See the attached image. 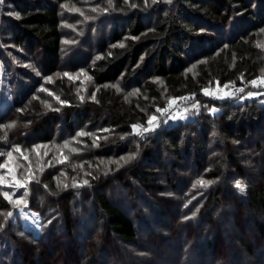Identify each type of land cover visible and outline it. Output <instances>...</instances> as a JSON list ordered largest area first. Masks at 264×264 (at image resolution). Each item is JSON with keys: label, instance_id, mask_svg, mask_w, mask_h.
Returning <instances> with one entry per match:
<instances>
[{"label": "trees", "instance_id": "16d2710c", "mask_svg": "<svg viewBox=\"0 0 264 264\" xmlns=\"http://www.w3.org/2000/svg\"><path fill=\"white\" fill-rule=\"evenodd\" d=\"M68 3L90 7L76 33L64 25L77 18ZM261 29L264 0H0V76L11 91L0 125L27 120L8 143L61 144L75 127L102 135L84 136L71 156L84 160L87 185L79 174L62 191L45 174L43 192L32 190L27 230L14 225L18 212L0 187V212L13 213L15 228L0 231V264H264V94L202 95L262 75ZM80 68L99 87L95 101L57 75ZM115 83L139 96L125 103L106 87ZM45 84L68 103L43 104ZM186 96L197 103L186 119L133 135L131 125L146 128L151 114L161 121L157 109ZM130 151L131 162L104 172Z\"/></svg>", "mask_w": 264, "mask_h": 264}, {"label": "rangeland", "instance_id": "374dc122", "mask_svg": "<svg viewBox=\"0 0 264 264\" xmlns=\"http://www.w3.org/2000/svg\"><path fill=\"white\" fill-rule=\"evenodd\" d=\"M63 8L64 10H68L70 13L72 12L77 15V18L72 20V22H68V21L64 22L65 27L67 26L66 29H70L71 27L69 26H72V28L75 29V33H76V30H79V27H81L82 23L88 21L89 18L91 17V16L85 17V15L87 14H85L84 12L90 7L87 5L85 6L84 4L83 6H80V5L74 6L73 4L68 3ZM94 9L98 10L100 9V7L95 6ZM103 9H105V7H103ZM104 12L105 11L103 10L101 13H104ZM81 13L85 15L83 16ZM82 16L84 17V19H82ZM64 41L67 43L71 42V40L68 37L65 38ZM260 44L261 45L259 47L264 48V38L260 41ZM81 58H84V57H81ZM58 73H59L57 74L58 76L61 77L62 75L66 79L67 84L74 88L73 90L74 94L78 95L80 99L81 97H83V99H81L82 102L96 100L97 90L99 87L95 84L93 78L90 75H88L85 71L79 72V69H75L73 71L61 70ZM65 73H70L71 76H66ZM45 77H50V79H45ZM45 77L43 78L45 83H53L55 81V76L48 75ZM262 77H264V72L259 78H262ZM259 78H256L258 80V83L256 85H252L250 83L251 80L247 82L243 81L242 82L243 84L230 85L227 88H225L224 86L218 85V83H216L214 86L207 88L212 93V95H208V96H213V94L218 93L220 91L229 93L232 90V88H235V87L244 89L241 95L239 96L241 97V100L251 98L255 95L264 94V83H260ZM7 83H8V79L0 76V109L1 110L6 108L10 101L9 97H10L11 91L9 90V85ZM106 87L110 89H117L119 94H121L122 100L125 103H128V102L130 103V101L137 99V97L139 96V92H137V89L133 86L126 88L119 83H115L113 85H107ZM249 92H253L255 93V95L249 97L248 96ZM202 95L204 96L206 94L204 93ZM41 96L43 99L42 100L43 104H46L47 106H49L51 105V103H55L56 104L55 106H57V108L62 105L64 106V104H61L59 100L56 99V97H59L60 100L67 101L62 96L59 90H57L53 86L50 87L49 84L48 86L47 84H45L44 91L41 94ZM93 96L95 97V99L92 98ZM194 98L189 99V103L187 104V107H186L188 111L186 114L184 113L183 115L188 116L190 113V110L194 108L193 105H197L196 101H194L195 100ZM33 101L34 99H31L29 103L25 106V108L22 109L21 112L25 113L26 110L30 108L29 104L32 103ZM152 115L153 114H151V116ZM157 117H158L157 122L159 126H161L164 122H168V120H173L172 118H164L160 121L158 115ZM181 119L183 118H178L176 120H181ZM25 121L27 123V120H24L22 117H18L17 122L15 121V123L12 122L10 124L4 125V127H0V181H2L0 182V187L3 190V193L4 192L9 193V196L12 197L13 200L19 199L23 201V203L14 204L16 207V211L18 212V216H19L18 218L19 221L17 220L14 223V225L21 221V224L23 225L25 230H27V228L30 227L33 218L35 217V214L30 210L29 204L27 203V199L30 196V194H32V190H35L36 187H39L38 184L44 178L45 174H50L49 176L54 180V186H56L58 189H61L62 191L69 189L70 186L75 184L77 182L76 179L78 178L79 174L82 175L83 181H84L85 178L89 177L90 175H88L87 171L82 170L79 167H78L79 169L77 168V166L84 164V160L83 159L77 160L76 158L71 159V156L74 157L75 153H80L83 150V147H82V144L84 143L83 138L86 135H78V133L83 132V133H87L88 135L90 134L92 136L94 143L101 140L102 135L101 133H98V132L90 133L86 130L78 129L75 127L73 132H76V133L75 135H73L72 137L68 139L67 145H65L64 143L55 144V143H48V142L46 143L36 142L34 144H31V146L29 147H21L18 145L19 150H17L14 147V146H17L16 144L11 145L8 142L16 136L15 131H12L13 130L12 128L16 126V124L18 126L21 124H24ZM173 122H175V120L172 121V123ZM133 135H137V132H134ZM36 145H39V147H34ZM73 149H76V151H73ZM9 151H11L12 153L11 157H9L8 155ZM129 153H131V151L124 153L121 156H118L116 159H113V160L108 159L106 162L108 163L109 166L105 168L104 172H108L111 163H115L116 167L119 168L131 162V160L128 163L119 161V165L117 164V161L119 160L120 157L122 156L127 157ZM24 157H27V159H24ZM62 157H67V159L64 160L63 163L60 162ZM69 165H72L74 172L72 173L68 172L69 169L67 167ZM22 185L24 186V188L22 187ZM65 185H67V187H65ZM41 187H43V185ZM39 191L43 192V190L40 187H39ZM21 208H23V213L20 212ZM13 218H14L13 215L11 217H8L7 214L0 212V231L2 230V231H5L4 233H6L9 230L10 231L15 230V228L12 227L13 223H11V220ZM0 247H3L2 243H0Z\"/></svg>", "mask_w": 264, "mask_h": 264}, {"label": "snow or ice", "instance_id": "6c2138e0", "mask_svg": "<svg viewBox=\"0 0 264 264\" xmlns=\"http://www.w3.org/2000/svg\"><path fill=\"white\" fill-rule=\"evenodd\" d=\"M155 2H156V0H153V3H155ZM168 2H171V0H168ZM145 3H147V0H145ZM104 11L106 12L107 9H104ZM14 15H17V16H18L19 13H14ZM201 31H203V29H201ZM261 31H264V29H261ZM133 39H135V38H133ZM83 71H84L83 69H79V72H83ZM65 75H66V76H71L70 73H65ZM45 79H50V77H45ZM241 79H243V78L241 77ZM259 82H260V83H264V77L259 78ZM217 83H218V85H219V82H217ZM230 83H231V82H227V83L224 85V87L227 88V87H228V84H230ZM250 83H251L252 85H256V84L258 83V80H257V79H253V80L250 81ZM243 90H244L243 88H239V89H238V91H240V92H243ZM202 91H203L206 95H212L211 91H210L209 89H207V88L202 89ZM53 95H54V94H53ZM192 95H195V94L193 93ZM230 95H234V93H227V92L225 93V97L230 96ZM253 95H255V93H253V92H249V93H248V96H249V97H251V96H253ZM92 98L95 99L94 96H93ZM56 99L59 100V102H60L61 104H67V103H68L67 101L60 100L59 97H56ZM81 99H83V97H81ZM186 99H190V97H172L171 100L169 101V107H171L173 104L177 103L179 100H186ZM193 107L195 108V107H197V105H193ZM157 111H158V112H167L168 109H167V108H164V109H160V108H158ZM187 111H188V109H184V113H185V114L187 113ZM171 118H172L173 120H176V119H178V118H184V119H186L187 116H186V115H182V116L177 115V116H172ZM157 121H158V117H157V115L153 114V115L150 116V117L148 118V120H147V125H148V127L145 128V127H143V126H141V125L133 124V125H131V128H132L133 132H137V134H139V135H143L145 132L154 131L155 128L159 126V124H158ZM0 127H4V126H3V125H0ZM78 135H88V134H87V133H83V132H81V133H78ZM73 139H75V138H73ZM64 144L67 145V144H68V141H64ZM14 147H15L17 150H19V146H18V145H17V146H14ZM34 147H39V145H36V146H34ZM73 151H76V149H73ZM8 155H9V157H11V155H12L11 151H9ZM136 155H137L136 152H131V153H129V154L127 155V157H123V156H122V157H120L119 160L117 161V164L119 165V161H123L124 163H128L130 160L134 159ZM24 159H27V157H24ZM66 159H67V157H62V159H61L60 162L63 163L64 160H66ZM0 182H2V181H0ZM87 184H88V181H87V180H84V181H83V185H87ZM83 185L76 184V185H74V186H83ZM236 186L239 188V190H240L241 192H243V191L245 190V187H246L245 185L241 184L240 181H236ZM45 187H46V186H45ZM65 187H67V185H65ZM3 195H4V197H5L6 199L9 200L10 203H13V204H20V203H23V201H22V200H19V199H17V200H13L12 197L9 196V193H8V192H4ZM20 212L23 213V208L20 209ZM12 215H13L12 212H8V213H7V216H8V217H11ZM192 215L194 216L195 213H193ZM185 219H187V217H185ZM37 227L39 228V224H37Z\"/></svg>", "mask_w": 264, "mask_h": 264}, {"label": "built area", "instance_id": "2783aa9c", "mask_svg": "<svg viewBox=\"0 0 264 264\" xmlns=\"http://www.w3.org/2000/svg\"><path fill=\"white\" fill-rule=\"evenodd\" d=\"M238 89H239L238 87L232 88V90L229 93H234V95H230L227 97H225L224 91L215 93L213 94V96L204 95V97L206 99H209L215 102H224L226 100H232V99L238 98L242 93L238 91ZM188 103H189V99H186V100H179L177 103L173 104L171 107H169L168 105L166 107L168 111L162 113V118H171L172 116H177V115L182 116L184 114V109H186Z\"/></svg>", "mask_w": 264, "mask_h": 264}]
</instances>
